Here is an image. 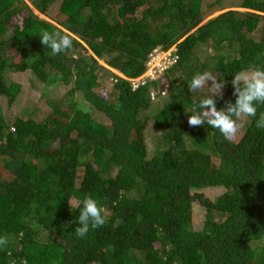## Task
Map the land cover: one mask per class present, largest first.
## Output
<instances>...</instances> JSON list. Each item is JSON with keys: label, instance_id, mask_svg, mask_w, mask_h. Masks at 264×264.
Listing matches in <instances>:
<instances>
[{"label": "trees", "instance_id": "obj_1", "mask_svg": "<svg viewBox=\"0 0 264 264\" xmlns=\"http://www.w3.org/2000/svg\"><path fill=\"white\" fill-rule=\"evenodd\" d=\"M43 30L67 32L72 49L53 55ZM175 41V63L138 88L109 68L137 76L153 47ZM254 68L264 0H0V264H264V104L231 142L187 122L207 92L189 91L194 75L225 82L221 109L235 102L233 75ZM12 69L41 83L40 104L12 108ZM145 113L160 129L151 154ZM216 185L212 199L197 192ZM85 196L106 222L78 238L69 203Z\"/></svg>", "mask_w": 264, "mask_h": 264}, {"label": "clouds", "instance_id": "obj_2", "mask_svg": "<svg viewBox=\"0 0 264 264\" xmlns=\"http://www.w3.org/2000/svg\"><path fill=\"white\" fill-rule=\"evenodd\" d=\"M39 38L41 44L44 47L49 48L53 55L64 53L73 47V38L67 32L59 30L49 32L43 30ZM177 43L178 41H175L166 47L161 45L153 47L145 60L144 70L137 76L127 77L116 69L109 66L107 67L118 76L127 79L130 83L131 89L138 88L143 82H139L137 86L132 87L131 80L142 77L146 72L148 66L147 61L150 59L151 53L154 49L165 50L171 46H176V50L172 53L177 55ZM175 61L168 65L164 71L173 65ZM100 62L105 65L102 60H100ZM158 75L155 77H146L145 80L154 79ZM233 77L231 84L233 85L235 102L227 101L223 108L217 109L216 97L223 96L222 89L225 86V82H221L209 72L193 76L191 81L187 84L189 91L193 92L206 89L207 92L198 102L193 101V107L187 120L190 127L204 126L207 124L211 128L217 129L225 140L231 142L239 131L240 121L245 117H256L257 108L255 105L264 104V69L254 68L251 71H240L234 74ZM208 81H212L210 87L208 86ZM164 87L166 88V91L162 93L161 90ZM154 93L156 94V97L151 98L155 101L166 95L168 93L167 83H163L157 91H154ZM256 128L264 129V112L260 113L259 118L256 120ZM69 205L70 208H80L78 216L79 226L76 227L75 230V235L78 238L85 237L90 229L102 227L106 222L104 209L90 196H85L82 200L76 201L75 204L69 203ZM7 243L8 240L6 237H0V246L6 245Z\"/></svg>", "mask_w": 264, "mask_h": 264}, {"label": "rangeland", "instance_id": "obj_3", "mask_svg": "<svg viewBox=\"0 0 264 264\" xmlns=\"http://www.w3.org/2000/svg\"><path fill=\"white\" fill-rule=\"evenodd\" d=\"M238 9H244V8L239 7ZM33 10L40 17L45 18V19H49L48 16L36 11L35 9H33ZM54 11L55 10H51L52 13H54ZM216 13L217 12H214L212 15H215ZM212 75L215 76L214 73ZM7 77L9 79L14 80V81H18L21 84L20 85L21 90H20L19 97H17L15 102L12 104L13 109H20L25 104H29L31 102H34V103L37 102V100H38L37 98H38L39 93L41 91V89H40L41 83L38 81H35L33 84V81H34L33 78L34 77L32 76L29 69H26V70H14V69H12L7 73ZM218 80H220V79H218ZM211 83H212V81H208L209 87L211 86ZM62 88L63 87H61V86H57L56 90L55 91L51 90V92L58 94V93L62 92ZM39 102H37V103L40 104ZM84 104L86 105L85 101H84ZM145 114H147V115H144L146 124H145L144 129H143V137H142V135H141V137L146 141L148 152H149V154H151V153H153V150L155 148V145H156L155 140L157 139L158 135L160 134V129H158L156 127V125L154 124L151 115L149 113H145ZM95 118L102 119V115L100 113H96ZM246 118L247 117L243 118L240 121L239 131H242L244 129L246 122L249 119V118H247V119ZM245 119H246V121H245ZM223 189L224 188L222 186L216 185V186H209V187L199 189V190H197V192L202 193L205 197L212 199L218 193L223 191ZM192 210H193L192 225L194 226V228L199 229L202 227V224H203V221L205 218V207L199 200L195 199L192 202Z\"/></svg>", "mask_w": 264, "mask_h": 264}, {"label": "built area", "instance_id": "obj_4", "mask_svg": "<svg viewBox=\"0 0 264 264\" xmlns=\"http://www.w3.org/2000/svg\"><path fill=\"white\" fill-rule=\"evenodd\" d=\"M176 50V46H171L168 49H154L151 53L150 59L147 61V70L140 78L132 79V87H135L139 82H144L146 77H155L159 73H162L164 69L176 60L177 55L172 52ZM166 88L164 87L161 92L164 93ZM151 97H156L154 91L150 92Z\"/></svg>", "mask_w": 264, "mask_h": 264}]
</instances>
